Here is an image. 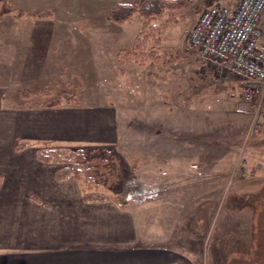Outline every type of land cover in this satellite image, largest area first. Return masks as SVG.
I'll use <instances>...</instances> for the list:
<instances>
[{
	"label": "rangeland",
	"instance_id": "obj_1",
	"mask_svg": "<svg viewBox=\"0 0 264 264\" xmlns=\"http://www.w3.org/2000/svg\"><path fill=\"white\" fill-rule=\"evenodd\" d=\"M125 1L134 0H0L2 144L14 145L15 151L25 141L35 145L15 134L25 131L18 111L74 95L61 108L105 112L108 119L100 132H113L107 142L79 147L95 174L88 191L104 192L123 211L136 212V222L145 217L146 234L152 235L145 238L173 245V161L185 155L193 162L192 175H203V182L191 188V231L179 233L178 241L186 240L191 248L193 243L202 264H264V117L252 133L254 119L240 102L237 84L217 78L189 47L188 36L210 5L179 0L182 8L156 21L165 35L153 68L151 61H118V52L131 48L142 24L139 15L124 25L111 21L109 9ZM46 142L37 146V159ZM50 143L49 149L58 148ZM50 164L61 168L68 163ZM243 165L244 175L237 172ZM2 180L0 174V184ZM63 183L71 184L69 193L77 191L75 176ZM138 183L163 193L145 202H126L125 194ZM68 218L75 223L70 225L74 233L85 226ZM100 224L87 229L95 232ZM139 226L135 223L134 230Z\"/></svg>",
	"mask_w": 264,
	"mask_h": 264
},
{
	"label": "crops",
	"instance_id": "obj_2",
	"mask_svg": "<svg viewBox=\"0 0 264 264\" xmlns=\"http://www.w3.org/2000/svg\"><path fill=\"white\" fill-rule=\"evenodd\" d=\"M217 1L231 5L238 0ZM27 40L35 49V40ZM105 114L84 106L21 109L16 117L25 131L15 134L35 143L23 151L2 144L0 127V264H202L193 243L191 248L186 240L178 241L179 233L191 231V188L203 182V175H192L193 162L185 155L173 161V245L145 238L152 237L146 234L145 217L136 222V212L123 211L116 201H85L76 178L72 185L77 191L69 193L71 184L63 182L72 176L58 180L60 168L36 158L37 146L45 141L65 149L107 142L113 132L99 129L108 119ZM68 215L84 222L79 233L71 231L75 223ZM138 222L140 230L135 231ZM88 224L100 225L89 232Z\"/></svg>",
	"mask_w": 264,
	"mask_h": 264
},
{
	"label": "built area",
	"instance_id": "obj_3",
	"mask_svg": "<svg viewBox=\"0 0 264 264\" xmlns=\"http://www.w3.org/2000/svg\"><path fill=\"white\" fill-rule=\"evenodd\" d=\"M263 22L264 0H238L232 6L216 3L201 12L188 36L199 63L212 69L217 78L237 84L240 102L254 119L251 132L258 131L264 117ZM244 167L238 166L237 172L244 175ZM161 191L151 184L138 183L126 199L145 202L158 197Z\"/></svg>",
	"mask_w": 264,
	"mask_h": 264
},
{
	"label": "trees",
	"instance_id": "obj_4",
	"mask_svg": "<svg viewBox=\"0 0 264 264\" xmlns=\"http://www.w3.org/2000/svg\"><path fill=\"white\" fill-rule=\"evenodd\" d=\"M217 0H206L212 5ZM184 6L179 0H138L133 2H121L109 9L108 16L114 23L124 25L129 23L135 15L142 18L140 30L134 35L131 48H123L118 52V61L120 64L135 62L138 65H144L147 61H151L153 68L160 61V54L156 48L162 45V36L165 35V29L157 24V20L164 17L166 13L176 11ZM264 28V22L261 24ZM124 68L120 69V73H124ZM74 95L64 94L48 102V107H57L66 99L72 102ZM43 106V105H42ZM32 143L25 141L17 145V150L30 146ZM50 142L44 143L45 148H40L38 158L46 163L51 162H67V166L61 167L57 173L58 180H65L71 176L77 179L83 199L89 202H106L113 198L104 192L88 191L93 190V174L91 163L84 162L85 149L76 148L65 150L63 148L47 147Z\"/></svg>",
	"mask_w": 264,
	"mask_h": 264
}]
</instances>
